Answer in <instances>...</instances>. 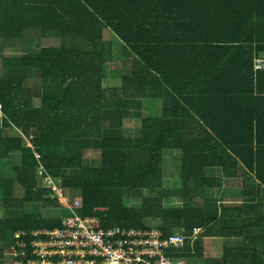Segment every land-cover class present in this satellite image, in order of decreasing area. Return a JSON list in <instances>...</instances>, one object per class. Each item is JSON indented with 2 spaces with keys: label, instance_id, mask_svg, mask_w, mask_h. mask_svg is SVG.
<instances>
[{
  "label": "trees",
  "instance_id": "1",
  "mask_svg": "<svg viewBox=\"0 0 264 264\" xmlns=\"http://www.w3.org/2000/svg\"><path fill=\"white\" fill-rule=\"evenodd\" d=\"M106 31L129 59L111 72L122 79L118 88L103 87L112 59ZM33 36L60 46L3 56L0 209L8 215L0 220V264L38 260L35 243L62 226L64 218L36 212L60 207L43 188L45 177L66 198L77 192L71 205L78 200L77 213L98 218L103 229L190 239L202 228L201 238L237 240L208 264H264V68L255 67L264 59V0H0V39ZM142 100L162 102V113L143 114L136 108ZM134 117L141 118L138 134H122ZM10 129L21 136L10 137ZM91 151L98 167L84 163ZM175 151L182 207L166 208L165 153ZM14 154L20 162L5 175ZM217 168L222 176L209 175ZM238 180L243 207L207 197ZM147 190L161 195L145 198ZM178 257L197 260L202 251L189 241Z\"/></svg>",
  "mask_w": 264,
  "mask_h": 264
},
{
  "label": "built area",
  "instance_id": "2",
  "mask_svg": "<svg viewBox=\"0 0 264 264\" xmlns=\"http://www.w3.org/2000/svg\"><path fill=\"white\" fill-rule=\"evenodd\" d=\"M255 67L263 69L264 59L256 60ZM39 175L44 178L43 170ZM43 188L53 192L52 199H66V193L50 177L44 178ZM67 208L71 210L70 216L64 218L60 228L43 232L46 239L34 245L38 260L29 264H183L178 254L203 232L202 228H196L188 239L181 233L168 237L159 229H103L98 218L77 213L78 200L73 205L70 202ZM17 246L27 248L23 241ZM15 253L26 255L16 250Z\"/></svg>",
  "mask_w": 264,
  "mask_h": 264
},
{
  "label": "rangeland",
  "instance_id": "3",
  "mask_svg": "<svg viewBox=\"0 0 264 264\" xmlns=\"http://www.w3.org/2000/svg\"><path fill=\"white\" fill-rule=\"evenodd\" d=\"M32 33V32H29ZM1 40V39H0ZM40 40V41H39ZM3 39L1 40L0 45V74L2 73V63H3V56H12V55H18L28 52H34L40 47H58L60 46V41L56 39H40V37L33 36L29 37V39L26 40H16V41H8ZM24 41V42H23ZM104 42L108 45H112V59L107 63V71L106 76L103 79V87L105 89L110 88H118L121 87L122 79L121 77H117L116 75H112L111 72L113 70H117L122 65L125 64L124 57H123V49L120 44L114 37L113 34L110 31L104 32ZM22 50V51H21ZM21 51V52H20ZM32 74V73H31ZM37 72L32 74L34 80L40 79L39 76H36ZM33 79L30 78L27 81L28 86H32ZM140 104L136 107L139 111H141L143 114H149L152 116L160 115L163 111L164 104L160 101H152V100H142L139 101ZM132 106V105H131ZM133 107V106H132ZM131 112H135L133 108H130ZM0 117L2 118L3 115L0 111ZM141 126V118L140 117H134L130 119L124 120L123 129L121 130L122 134L129 135V136H135L138 134L139 128ZM7 135L10 137H20L21 133L16 129H10L7 132ZM19 154H14L9 160L7 164L3 165L2 172H4L5 175L10 174L12 171L13 166L18 164L19 161ZM84 163L91 167H98L99 160L97 156V151H91L84 157ZM180 153L179 152H166L165 153V163H164V171H165V192L168 194L167 199H165V206L166 208H181L182 207V195H181V189H182V178H181V171H180ZM220 172V174L216 173L217 176H222V170L220 168H217ZM211 170L215 169H209V175L215 174L212 173ZM242 180L238 181H227L226 186L222 191H215V192H208L206 195L207 197L216 198V199H222L228 200L230 202L236 201L238 195L240 194L241 198V190H242ZM237 193V194H235ZM239 193V194H238ZM22 189L16 188L15 190V196L16 198H22L23 196ZM145 198H151L154 196H160L161 193L159 192H152V191H145L144 192ZM79 195L77 192H70L68 194V197L64 200H60L58 203L60 204V207H51V208H44L40 207L38 211H36L38 214L44 216V217H51V218H66L70 216L69 211L66 209L70 205V201L72 199L78 198ZM67 201V202H66ZM227 202V201H226ZM141 201L138 200H131L127 202V205L134 206V205H140ZM228 205V204H227ZM38 206V205H37ZM35 205H30L31 208L34 207V209H30V211H35V208L37 207ZM8 213L5 210L0 209V220L6 217ZM152 226L158 227L160 225V222L157 221H151L150 222ZM232 241H237L234 238H230ZM225 238H216V239H208V238H201L198 237L197 240L194 242H191L190 245L193 249L200 248L202 251V257L201 259H187L188 261H184L183 264H208L211 260V257H220L224 256L227 247H231V244L233 242ZM1 246V245H0ZM8 250H6L7 253ZM6 261L10 260L11 256L7 253L5 255ZM5 261V262H6Z\"/></svg>",
  "mask_w": 264,
  "mask_h": 264
},
{
  "label": "crops",
  "instance_id": "4",
  "mask_svg": "<svg viewBox=\"0 0 264 264\" xmlns=\"http://www.w3.org/2000/svg\"><path fill=\"white\" fill-rule=\"evenodd\" d=\"M127 60H129V59L128 58H125L124 59V61H126V62H127ZM211 171H212V173H215V174L218 173V174H220V172H219L218 169L211 170ZM235 194H237V193H235ZM222 200H223V198H222ZM235 200L236 201H233V202H230L228 200H224V204H225V206H233V207H236V206L243 207L244 206V203L241 202L240 194L238 195L237 199H235ZM258 212L264 215V199H262L261 202L258 204ZM216 238H218V237H213V238H208V239H216ZM228 240H230V239H228ZM228 242H233L231 245H234L235 244V241H232V240H230ZM220 257H222V256H220ZM220 257H211V259L220 258Z\"/></svg>",
  "mask_w": 264,
  "mask_h": 264
},
{
  "label": "water",
  "instance_id": "5",
  "mask_svg": "<svg viewBox=\"0 0 264 264\" xmlns=\"http://www.w3.org/2000/svg\"><path fill=\"white\" fill-rule=\"evenodd\" d=\"M2 127V118L0 117V128Z\"/></svg>",
  "mask_w": 264,
  "mask_h": 264
}]
</instances>
